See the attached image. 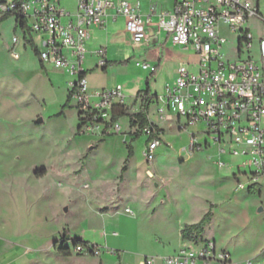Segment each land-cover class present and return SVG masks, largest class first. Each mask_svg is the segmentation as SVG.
I'll list each match as a JSON object with an SVG mask.
<instances>
[{
    "label": "rangeland",
    "instance_id": "obj_1",
    "mask_svg": "<svg viewBox=\"0 0 264 264\" xmlns=\"http://www.w3.org/2000/svg\"><path fill=\"white\" fill-rule=\"evenodd\" d=\"M140 1L144 9L151 2L160 10L172 6V0ZM259 1L264 11V0ZM63 2L74 11L76 0ZM0 20V264H147L153 257V264H162V257L182 247L183 227L209 210L213 216L199 240H215L236 262L251 258L264 264V175L244 165L250 157L221 156L219 145L211 141L205 148L210 138L201 135L204 148L188 154L191 133L204 126L179 130L175 122L159 120L152 104L149 120L159 123L163 135L147 162L149 128L131 126L130 115L112 121L122 108L128 114L140 110L139 91L148 88L152 74L136 60L153 64L163 57L153 88L160 95L180 63L197 61L192 48L168 44L147 50L130 40L123 21L95 34L91 50L103 42L110 58L116 50L127 65L115 62L118 72L107 75L95 67L88 93L122 84L127 99L87 130L77 102L68 101L76 77L44 68L35 48L24 46L14 15L0 14ZM255 27V34L264 32L262 22ZM14 36L19 58L12 55ZM228 37L224 52L237 41ZM35 41L42 50L36 35ZM78 237L99 247L100 254L75 253Z\"/></svg>",
    "mask_w": 264,
    "mask_h": 264
},
{
    "label": "built area",
    "instance_id": "obj_2",
    "mask_svg": "<svg viewBox=\"0 0 264 264\" xmlns=\"http://www.w3.org/2000/svg\"><path fill=\"white\" fill-rule=\"evenodd\" d=\"M157 7H151V14L141 13L140 2L131 0H77L74 12L66 10L61 0H0V14L15 16L27 22L31 39L43 66L69 72L77 79L70 83L72 99L80 110L84 128L90 130L97 124V118L112 114L115 105L125 101L122 86L88 93L84 62L87 56L89 29L102 27L107 18H125L126 32L133 43H150L155 39V29L164 32L171 41L183 48H192L197 61L181 63L177 77L167 84L163 94L153 97L156 116L159 120L175 122L179 130L204 126L190 135L186 152L193 155L209 147L211 141L219 145V153L250 157L245 166L255 168L254 174L264 175V32L257 34L255 24L264 26V11L259 0H175L171 12L161 11L157 21L152 15ZM21 29V28H20ZM38 36L42 50L36 45ZM228 36H237L236 44L227 52L224 46ZM25 46L30 43L24 39ZM19 38L14 36L12 55L19 58L16 50ZM97 67L107 70L110 62L107 48L100 47L94 52ZM142 70L155 72L156 67L147 61H136ZM198 68L193 72L192 68ZM96 100L91 102L90 97ZM150 105V107H151ZM150 110V109H149ZM149 128V141L144 149L147 162L155 157L162 144V129L153 122ZM119 129L120 125L116 124ZM199 135L206 138L204 145ZM225 165L223 160L219 161ZM126 212L133 214L130 208ZM75 252L81 255H99L97 246L74 243ZM156 257L147 259L153 264ZM162 264H254L247 258L236 262L226 250H218L215 240L201 242L184 241L182 247L172 256L162 257Z\"/></svg>",
    "mask_w": 264,
    "mask_h": 264
},
{
    "label": "crops",
    "instance_id": "obj_3",
    "mask_svg": "<svg viewBox=\"0 0 264 264\" xmlns=\"http://www.w3.org/2000/svg\"><path fill=\"white\" fill-rule=\"evenodd\" d=\"M134 4L139 1L140 2V10H141V13L145 16L151 14V7L156 4V3H153L151 2L150 5L148 6L147 9H144L143 6H142V2L140 0H131ZM61 5L62 7H64L66 10L70 11V12H74L75 9H76V6H77V0H76V6L74 7V11H71V9H69L63 2V0H61ZM174 5H175V0H172V6L171 8H169L168 10H160L156 4V7H157V11H156V14H153L152 15V19L153 21H157L158 19V15L161 11H165V12H171L173 11L174 9ZM119 21H123L124 23V30L126 32V28H125V18L122 17V16H119L117 19H112L111 17H108L107 18V22L104 26L102 27H98V26H94V27H91L89 29V32H90V37H89V40L87 42V56H86V59H85V62H84V68H85V76H86V79H87V82L89 81V79L94 75V69L95 67H97V57L95 56L94 52L100 48V47H106L107 48V58L110 62V66L108 67V69L105 71V70H102L101 71L107 75V74H114L116 72H118L119 68H120V64H116L115 62H120V63H123L124 65H127V61L126 59L124 58H121V54L120 52L117 53L116 50H114L113 52V55L115 56L114 58H110L109 57V50H108V46L106 44H104L103 42H98L96 43L95 45V48L94 50H91V45L92 43L95 41V34H97L98 32H101V31H106V32H109V31H112L111 29H109V27L111 25H115L117 24ZM16 30V28H15ZM155 39H151V42L150 43H144V45L146 46V49L147 50H151L152 48H155V47H158L159 49L160 48H164L165 46H167L168 44H173V45H176L174 44L171 39H169V37L167 36L166 33L162 32V33H158L156 32V29H155ZM126 34H128L126 32ZM129 35V34H128ZM129 38L131 40V37L129 35ZM109 41V39H107ZM132 41V40H131ZM25 46V44H24ZM178 46V45H176ZM183 48V47H182ZM183 49H188V48H183ZM117 56V57H116ZM197 56V55H196ZM116 58V59H115ZM94 60V63L91 65V66H87L86 65V62L90 61V60ZM136 61H139V60H136ZM135 61V62H136ZM148 62V61H147ZM162 62H163V57H161L159 55V57L157 59L154 60V63L150 64L155 66L156 67V71L155 72H150L152 74V77L148 79V84H149V88H150V91H151V94L153 95H157V92L153 89L154 88V84L157 82L156 79L157 77L159 76V73L161 71V65H162ZM193 61H188V62H183V63H192ZM41 63V62H40ZM181 64V63H180ZM43 66V65H42ZM45 68V66H43ZM179 67V66H178ZM178 67L175 71V76L172 80V82H170L169 84H172L175 80V78L177 77V70H178ZM63 71V70H62ZM76 77V76H75ZM77 79V77H76ZM75 79V80H76ZM74 80V81H75ZM122 86V91H123V85L122 84H119ZM113 87V86H112ZM100 89H103V88H111L110 86H102V87H99ZM99 90V89H98ZM142 91V90H140ZM139 91V92H140ZM92 94V93H91ZM123 94H124V91H123ZM125 95V94H124ZM127 99V96L125 95V100ZM162 131H163V128L161 127ZM110 212V211H109ZM127 213V212H126ZM129 214V213H128Z\"/></svg>",
    "mask_w": 264,
    "mask_h": 264
},
{
    "label": "trees",
    "instance_id": "obj_4",
    "mask_svg": "<svg viewBox=\"0 0 264 264\" xmlns=\"http://www.w3.org/2000/svg\"><path fill=\"white\" fill-rule=\"evenodd\" d=\"M4 17H7V16H4ZM0 22H1V20H0ZM17 23H18V26L23 31L24 39L26 40V42H29L30 45L35 48V51L37 53V48H36L33 40L31 39V33L29 31L27 22L24 19L18 18ZM139 95H141V106H140V110L137 113L128 114L127 109L122 108V111L120 112V114L119 115L117 114L116 117L114 116V118H112V121H115L116 119H118V117L130 115L131 126H137L138 125L141 128L148 127L151 130H154L155 125L152 122H150L148 112H149L151 103H153V97L155 95L151 94L149 85H148V88L146 90L140 91ZM71 99H72V91H69L68 101H70ZM79 111H80L79 112L80 113L79 118L82 120V115L86 114L88 112H84L82 110H79ZM114 112H115V110H114ZM80 128H81V126L79 127V130H80ZM212 216H213L212 210H209L198 223L185 225L183 227V229L181 230V236L184 239V241H194V242L204 241V240H199L198 236L204 232V227L207 223H209L211 221ZM195 233H196V235H195ZM75 243L76 244L80 243V244H85V245H92L89 241H85L80 237L75 239ZM92 246H95V245H92ZM65 249H67V248L65 247Z\"/></svg>",
    "mask_w": 264,
    "mask_h": 264
},
{
    "label": "water",
    "instance_id": "obj_5",
    "mask_svg": "<svg viewBox=\"0 0 264 264\" xmlns=\"http://www.w3.org/2000/svg\"><path fill=\"white\" fill-rule=\"evenodd\" d=\"M42 121H43L42 118H38V119H37V122H39V123L42 122Z\"/></svg>",
    "mask_w": 264,
    "mask_h": 264
}]
</instances>
